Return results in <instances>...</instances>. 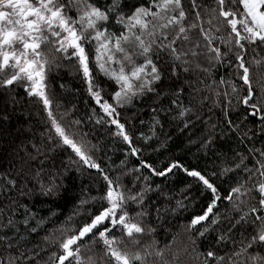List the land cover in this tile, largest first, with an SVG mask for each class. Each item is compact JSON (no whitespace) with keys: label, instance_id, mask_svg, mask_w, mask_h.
I'll return each instance as SVG.
<instances>
[{"label":"snow or ice","instance_id":"6c2138e0","mask_svg":"<svg viewBox=\"0 0 264 264\" xmlns=\"http://www.w3.org/2000/svg\"><path fill=\"white\" fill-rule=\"evenodd\" d=\"M65 62L77 67L94 102L89 120L114 126L128 145L115 174L96 160L99 147L83 121L67 109L57 115L49 72ZM18 90L42 105L45 126L39 139L21 141L18 162L0 174V264H264V143L256 146L257 137L264 142V0H0V94L15 104ZM145 103L150 134L141 133L146 147H138L121 116ZM166 123L180 132L201 127L190 143L215 157L212 175L226 177L227 190L198 168L143 159L147 148H167L171 136L159 135ZM60 153L104 183L91 198L99 207L81 199L62 223L35 211L37 196L61 194L68 168L56 166ZM129 156L139 166L129 168ZM174 169L208 199L161 244L158 224L190 200L171 207L152 182ZM76 215L86 219L76 224ZM46 223L51 230L34 243Z\"/></svg>","mask_w":264,"mask_h":264},{"label":"trees","instance_id":"16d2710c","mask_svg":"<svg viewBox=\"0 0 264 264\" xmlns=\"http://www.w3.org/2000/svg\"><path fill=\"white\" fill-rule=\"evenodd\" d=\"M257 52H250L249 55L255 56ZM220 71L224 73L226 69H221ZM48 84L53 99L60 105L57 115L67 109L71 111L73 117L82 120L84 130L89 133L92 142L99 147V151L95 153L96 160L106 171L112 174L119 171L121 161L125 160L128 145L120 137H116L113 134L115 132L114 126L97 125L94 119L89 120V117L93 115L95 105L86 91V84L83 82L82 74L77 71V67L65 62L59 68H52L49 72ZM15 95L18 98V102L13 104L5 95L0 94V116L6 113L9 117L7 121L0 119V174L7 173L18 162L17 151L21 141L27 137L39 139L40 133L45 126L44 114L40 111L42 105L27 99L22 90H18ZM137 103L140 104V102ZM137 111L140 113L139 116H134L133 113ZM98 114L102 115L99 112ZM121 119L127 122L128 130L134 137L133 143L138 147H146L140 136L141 133L150 134L148 105L146 103L142 104V106L127 113L122 111ZM141 119L145 121L144 124L140 123ZM213 119H215V116ZM249 126L258 129V117H250ZM27 129H31V131H27ZM200 134V126L180 132L174 126L166 123L165 128L159 135L161 139L165 136H171L167 148H162L160 151H152L151 148H147L143 153V159L157 168H163L172 161H179L189 168H198L210 180L220 185L222 191L227 190V178H223L224 182H222L221 179L212 175L214 171H218L215 157L211 152L205 155L203 151H197L198 143H190L191 140H197ZM149 143L156 144L157 141L154 139ZM220 143L224 144V141ZM261 143L264 142L257 137L256 146L260 147ZM228 144L236 148L238 141L232 139L228 141ZM240 147L242 148L243 146ZM61 158L63 159V164L61 163ZM127 164L131 168L139 166V161L135 157L129 156ZM56 166L68 168L67 173L62 177L61 194L53 198L37 196L35 211H37L38 216H46L52 221L62 223L76 211L81 199L90 201L88 205H85L86 208L99 207L100 201H92L91 198L99 195L104 183L102 177L96 174L94 169L78 171L79 165L70 164L67 154L64 153L56 156ZM173 173H169L167 177L152 178V182L160 184L162 190L171 197L170 200L164 201V203L174 207L176 201L182 200L186 195L190 196V200H184V203L188 204L187 209L177 210L174 216H168L163 224H158L155 239L161 244L166 239H171L172 234L182 233L183 229L181 226L186 224L193 214L201 212L206 206L208 199L206 193L201 194V186L196 185L192 178L187 177L183 171L174 169ZM189 184L192 185L191 188H187ZM186 188L187 190L184 191ZM223 211L224 209L221 206V212ZM53 212L56 213L55 216H52ZM84 219H86L84 215L74 216L76 224H80ZM51 227L47 223L41 226L39 235L35 236L33 242L42 243L44 229L48 228L51 230ZM215 235L213 233L209 239L214 238ZM177 239L179 240L180 237H177ZM237 239H239L238 236ZM205 243H208V241H205Z\"/></svg>","mask_w":264,"mask_h":264}]
</instances>
